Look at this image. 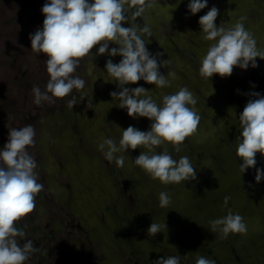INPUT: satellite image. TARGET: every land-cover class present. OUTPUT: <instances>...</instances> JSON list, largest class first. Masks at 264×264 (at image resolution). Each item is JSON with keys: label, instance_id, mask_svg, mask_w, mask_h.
<instances>
[{"label": "rangeland", "instance_id": "1", "mask_svg": "<svg viewBox=\"0 0 264 264\" xmlns=\"http://www.w3.org/2000/svg\"><path fill=\"white\" fill-rule=\"evenodd\" d=\"M46 2L0 0V150L10 129L31 124L35 145L28 151L37 161L38 182L44 186L34 212L16 224L25 233L16 238L21 246L31 240L38 249L25 264H154L177 255L179 264H195L198 256L216 264H264V179L255 181L256 168L264 170V156L257 153L255 167L244 173L236 156L242 131L238 116L252 98L250 93L264 96V59L257 57L255 68L235 67L229 77H201L200 61L211 42L202 39L198 23L213 6L219 10L218 27L221 22L229 27L243 16L245 29L264 50V0H207V7L196 15L188 11L190 0H146L140 15H135L139 6L126 12L128 22L122 26H147L151 36L141 37L150 40L146 48L153 56L160 53L158 63L169 60L159 71L165 77L174 73L175 78L169 77L170 86L165 88L143 80L125 87L145 88L158 104L164 95L187 88L197 101L190 105L201 118L197 132L186 138L179 152L168 143L155 148L176 160L189 157L196 179L167 185L134 164L145 149L117 153L125 157L122 168L98 150L102 138L118 143L120 129L149 131L152 123L129 117L110 95L120 89L116 82H105L111 79L105 65L109 59L119 63L121 56L96 55V46L93 60H81L74 75L85 80L82 91L87 97L81 99L73 90L77 100L73 107L68 103L71 95L53 98L54 103H34L33 87L46 91L50 78L47 57L33 52L30 41V35L42 28ZM118 47L110 43L109 51ZM162 191L171 197L163 208L158 199ZM225 197L230 198L227 204ZM229 210L244 218L247 234L222 239L219 231L208 230L210 221ZM153 222L165 224V231L147 234Z\"/></svg>", "mask_w": 264, "mask_h": 264}, {"label": "clouds", "instance_id": "2", "mask_svg": "<svg viewBox=\"0 0 264 264\" xmlns=\"http://www.w3.org/2000/svg\"><path fill=\"white\" fill-rule=\"evenodd\" d=\"M145 2L146 0H48L41 9L45 17L42 28L30 35L31 50L47 57L46 71L50 77L46 91L33 87L34 103H54L53 98L63 99L71 95L68 103L73 107L77 103L72 95L73 90L80 94L81 99L87 97L82 91L85 80L74 75L81 60L86 57L93 60L92 50L96 46H99L96 55L121 56L119 63H113L109 59L105 65L106 74L111 78L105 82H116L120 89L110 95L119 100L118 107L126 109L129 117L147 118L152 123L149 131H141L133 126L122 130L116 125L121 130L119 142L102 138L98 143V150L103 153L105 160L115 162L116 166L122 168L125 157L117 153L143 148L145 151L133 161L136 166L162 184H180L196 179V170L190 158L182 156L176 160L166 150L156 153L155 148L168 143L179 152L180 145L186 138L197 132L201 118L195 107H190L197 101L187 88L164 95L158 104L145 88L125 87L143 80L156 88H165L170 86L169 77L175 78L174 73L169 72L165 77L159 71L169 60L158 63L156 57L160 53L153 56L146 48V42L149 43L150 40L141 37L145 34L151 36L147 26L142 29L134 25L122 26L123 22H128L126 12L139 6L135 15H140ZM178 3L172 10L178 7ZM187 7L191 15H196L207 7V0H190ZM218 13L219 10L213 6L198 21L202 39L211 42L199 67L200 76L208 80L214 74L222 78L229 77L235 67L246 70L251 65L255 68L258 66L256 58L264 59V50L257 48L252 34L244 27L245 17H240L229 27H225L223 22L218 27L215 23ZM110 43L119 47L109 51ZM249 95L252 98L238 116V125L242 131L236 139V156L241 162V173L255 167L257 153L264 156V96L257 92ZM230 110L236 117L234 109ZM35 135L31 124L21 128L14 127L9 130L8 142L0 150V264H25L30 254L38 250L33 247L31 240H26L21 246L16 239L25 236L16 227L17 222L34 212L36 196L44 188L38 182L39 177L35 171L37 161L28 151L35 145ZM262 179L264 170L256 168V183ZM158 199L163 208L170 204L171 197L162 191ZM229 199L225 197V204ZM209 223L208 230L213 233L219 231L222 239H226L229 234L245 235L248 232L244 218L231 210L226 216ZM165 229V224L161 226L153 222L147 234L154 236ZM179 262L180 256L177 255L160 258L154 264ZM195 264L216 262L198 256Z\"/></svg>", "mask_w": 264, "mask_h": 264}]
</instances>
